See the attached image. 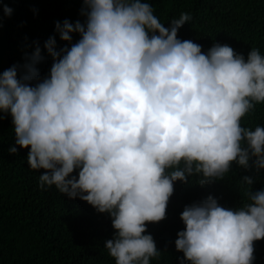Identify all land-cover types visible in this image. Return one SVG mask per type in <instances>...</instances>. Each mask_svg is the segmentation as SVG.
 <instances>
[{"label": "clouds", "instance_id": "1", "mask_svg": "<svg viewBox=\"0 0 264 264\" xmlns=\"http://www.w3.org/2000/svg\"><path fill=\"white\" fill-rule=\"evenodd\" d=\"M82 3L84 23H56L62 40L78 32L79 41L59 51L55 37L45 43L48 76L35 66L39 46L23 74L17 65L0 71V113H10L30 168L44 170L42 190L55 186L110 215L105 248L115 264H150L161 253L147 225L166 218L174 182L199 175L211 183L252 158L264 168V127L241 125L264 102V56L252 48L245 58L219 42L205 53L178 38L188 13L165 27L146 0ZM245 196L237 209L212 195L185 206L175 246L189 264H253L264 190Z\"/></svg>", "mask_w": 264, "mask_h": 264}, {"label": "trees", "instance_id": "2", "mask_svg": "<svg viewBox=\"0 0 264 264\" xmlns=\"http://www.w3.org/2000/svg\"><path fill=\"white\" fill-rule=\"evenodd\" d=\"M154 15L169 27L171 20L188 13L191 20L178 31L181 40L202 45L207 53L214 43L228 44L247 58L252 48L264 56V0H146ZM11 14L4 12V6ZM82 0H0L1 29L4 35L5 68L17 65L23 74L37 46L42 60L36 63L40 78L50 73L53 57L45 43L55 37L57 51L81 38L70 33L71 41L60 38L56 23L69 20L84 23ZM3 66V64L1 63ZM35 80L32 81L35 84ZM0 264H115L105 248L114 228L109 214L98 212L92 205L69 198L55 186L42 190L39 176L44 171L30 168L29 149L15 144L14 125L10 113H0ZM243 127H264V102L255 103L242 119ZM17 147L11 154L9 149ZM78 175V171L74 173ZM250 177L248 185L244 177ZM201 176L188 177V182H174L166 218L149 223L147 233L155 240L160 256L150 264H189L177 251L178 232L185 229L181 213L185 206L214 196L225 208L237 209L246 202L245 191L264 190V168L255 158L250 167L233 162L222 179L201 185ZM253 264H264V239L254 242Z\"/></svg>", "mask_w": 264, "mask_h": 264}, {"label": "rangeland", "instance_id": "3", "mask_svg": "<svg viewBox=\"0 0 264 264\" xmlns=\"http://www.w3.org/2000/svg\"><path fill=\"white\" fill-rule=\"evenodd\" d=\"M4 35H3V31L1 29V21H0V71L5 70V61H6V55H5V51H4ZM1 63L3 64V66L1 65Z\"/></svg>", "mask_w": 264, "mask_h": 264}]
</instances>
